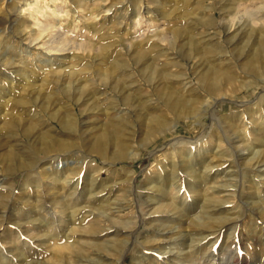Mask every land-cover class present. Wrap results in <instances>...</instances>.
Masks as SVG:
<instances>
[{"label": "bare ground", "instance_id": "bare-ground-1", "mask_svg": "<svg viewBox=\"0 0 264 264\" xmlns=\"http://www.w3.org/2000/svg\"><path fill=\"white\" fill-rule=\"evenodd\" d=\"M119 1L69 0L67 4L64 0H24L20 2L21 7L9 8L0 14V26L12 28L27 43L25 48L34 49L31 55L28 52L29 56L34 57L32 60L26 59L27 55L25 60H17L5 51L3 66L11 68L14 75L6 85H0V100L3 101L0 113L10 116V122H15L18 127L23 124V131L32 140L22 145L12 136L7 138L4 134L15 135L14 130L5 123L0 125V172L22 170L27 177L35 174L39 183L31 186L34 193H28L29 185L23 182L19 194L25 191L28 194L14 198L15 201L10 203L13 194L3 193V180L0 179V232H8L3 231L6 223L16 230L11 237L6 235L3 238L2 234L6 232L0 234V241L5 243L12 238L13 242L23 240V243L31 245L39 242L37 245L44 247L43 252L50 251L56 258L52 263L36 261L28 264H71L73 259L76 264L101 263L100 260H105L106 254L103 252H107V249L113 250L114 255H119L122 260L123 254L120 253L129 240L128 235L125 234V239H108L105 243H90L86 239L80 240L79 236L100 240L111 235V232L121 234L122 228H128L133 218L125 220L124 215H130L136 208L144 214L153 215L156 212L153 200L158 204L157 209L159 206L166 213L148 221L150 228L153 222L162 225L170 214L183 216L186 211L189 214L200 211L201 215L194 219L206 230L202 229L198 235L201 241L210 243L214 239L211 234H215L217 226L220 230L234 222L228 217H212V214L227 203L235 202L237 191L231 188L235 175L248 176L251 173L254 178H264V101L256 97L249 102L235 100L242 109L233 110L223 117L217 116L214 107L210 112L212 125L217 128L214 134L195 140L177 136L166 138L164 141L165 146H169L166 147L169 153L163 159L168 162L169 169L166 171L163 164L159 165L160 168L153 165L139 181H135L134 173L129 177V195L137 192L142 198L145 192L152 199L145 201L143 207H136L134 202L127 201L121 204L123 201L112 208L113 204L109 203L112 190L102 201L99 200V195L108 189L103 182L106 180L104 173L116 179L119 177V172L113 167L118 161L130 158L131 151L127 147L133 139H137L140 146L148 147L165 136L167 115L172 114L176 119L199 116L200 120L205 110L201 106H208L210 99L226 98L231 89H234L236 96L240 89L254 85L252 78L264 77V0H211L209 4L204 3L205 0H180L181 6L185 5L179 8L182 13L178 16L173 15V5L177 0H144L151 2L146 7L140 0L139 11L134 7L130 12L131 19L134 25L142 18L143 21L147 19L148 34L140 35L139 28V34L136 28L137 33L127 28L122 36L104 41L108 32L104 31L106 24L115 17L113 7ZM125 15L128 20L129 14ZM18 35L17 38L20 37ZM6 39L0 37V50L2 44L7 46L12 41L11 35V41ZM19 81L24 83L23 90L27 91V95L15 88ZM59 92L64 93L63 99L58 97ZM136 100H142L154 112L140 114L139 131H120L121 123L116 122L117 119L128 109L129 112L135 111L138 107ZM32 105L37 108L36 111L30 108ZM73 105L78 107L76 111ZM10 106H15L18 115L29 116L30 120L23 116L19 119L16 113L7 112ZM38 111H42L41 115ZM110 114H115L111 118L116 123H100L101 115ZM5 115L0 114L1 121L6 119ZM45 116L58 122V129H53L44 119ZM3 140L16 142L7 145L1 142ZM157 149L150 153L156 155L159 152ZM79 155L86 161L82 162ZM194 163H198L199 168ZM241 165L244 166L241 168L245 170L244 173L237 169ZM183 175L186 184H183ZM252 188L254 186H248L249 193H263V188L254 191ZM83 198L86 199L82 203L86 205L79 204ZM189 205H192L191 209H187ZM56 214L61 217L57 219ZM42 215L52 216L53 219L56 217L58 221L48 222ZM86 222L87 225L84 224ZM137 222L133 224L138 225ZM44 225L50 229L45 232L44 238L40 234L28 233L43 232L41 229ZM53 228H63V236L56 232L54 234ZM164 231L163 228H155L151 232L145 230L144 236L137 237L133 244L145 246L156 243L162 236L168 240V233ZM129 234L133 235V231ZM61 238L66 242L58 246ZM217 238L218 235L216 241ZM113 242L117 246L115 249L108 245ZM89 245L97 249L93 255L82 252ZM160 248L156 247L154 251L169 253ZM163 248H168V245ZM5 251L4 254H8ZM172 254L169 255L170 259L174 258ZM171 261L180 264L175 259ZM22 263L26 264L27 260ZM163 263L168 264V261Z\"/></svg>", "mask_w": 264, "mask_h": 264}, {"label": "rangeland", "instance_id": "rangeland-1", "mask_svg": "<svg viewBox=\"0 0 264 264\" xmlns=\"http://www.w3.org/2000/svg\"><path fill=\"white\" fill-rule=\"evenodd\" d=\"M23 1L24 0H0V9H1L0 10V14H1V12H3L4 10H7L9 8L10 9L11 8L14 9V8L21 7L20 2L22 3ZM68 1L69 0H64V2H66V3ZM120 1L118 3H116L115 6L113 7V10L116 11L115 12L116 15H115V17L113 19H111L110 22H108L106 24V27H105L106 30H104V31H105V33H106V31H108L107 32L108 35L106 34L107 37L105 36L106 38L103 39V40L104 41L105 40L106 41H108V40L110 41L111 39L112 40L116 39L117 37L122 36L124 34V32H125V29H127V28L130 29V31L132 30L131 32L137 33L138 30H139V31L142 32V33L140 32V35H147L148 34V29H149L147 19L144 20V21H143V18L138 20L137 21V25L136 24L134 25V23H133V21L131 19L133 17H131L130 12L132 11V9L134 7H135V9H138L137 11H139L141 5L138 2L140 0H136V1L135 0H120ZM210 1L211 0H205L204 3L209 4V3H211ZM142 2H144V4L142 3L144 6L145 5H149L151 3V2L147 3L144 0ZM67 4H69V3H67ZM136 4H138V5L135 6ZM175 5H177V7H175ZM184 5L182 4V6H181V1L177 0L175 2V4L173 5V10H174L173 11L174 12L173 15L174 16L180 15L179 13H182V12H180V10L182 9V7H184ZM127 7H128V9H127ZM145 7L142 8V11H144V13L146 11ZM180 7H181V9H179ZM176 8H177V10H176ZM74 9L75 10L78 9L77 6ZM125 10H126V12H125ZM177 11H179V12H177ZM124 12L129 14V16H128L129 19L128 20H126L127 17H126ZM1 15H0V17H1ZM147 16H148V14H147ZM122 22H125V25H124V23L122 25ZM127 23L130 24V25H128ZM119 24H120V26H119ZM140 27H141V30H140ZM135 28H136V30L139 28L137 30V32H136ZM145 33H147V34H145ZM137 34H139V32ZM10 35H11V40L12 41L10 40ZM17 35L18 34H16V32H14L12 30V28H6V27H3V26H0V37L4 38V40L7 38V39H9L11 41L10 42L8 40L10 42L9 44H7V46L9 45L8 47L4 46V44H2L3 47H1V50H0V52L2 53V57L0 59V68L4 71L3 72L0 69V85H2V86L6 85L9 82V80H11V77L14 75V74L13 75L11 74V73H13V70H11V68L8 67V69H7V68H5V66H3V59H5L4 56H3L4 53H6L8 51L7 55H12L15 59L17 58V60L18 59H22V58L25 60L24 57L26 55H27L26 59H28V60H30V59L32 60L34 58L33 56H29V53L31 52L30 53V55H31L32 54V50L34 51V49L32 48L31 50H28L29 48H25V47H27V43H24L25 41L22 39V37L20 35H18L20 37L17 38ZM112 35H113V37H111ZM118 35H120V36H118ZM18 42H20V43H18ZM22 47H24V48H22ZM2 50H3V52H2ZM23 53H24V55H23ZM27 57H29V58H27ZM180 62H182V61H180ZM14 80H16V79H14ZM252 85L253 86H250L247 89L246 88L240 89L239 90L240 93L236 92V96H234L235 95L234 89H231L233 93L231 92V90H229L228 93H227L228 95H227L226 98L222 97V98H220L218 100H216L214 98L210 99L209 100L210 103L208 104V106H205V107H204V105H203V107L201 106V108H203L205 110H203V114L200 116V118H201L200 120H199V116H197L196 118L195 117L193 118V117L190 116L189 118L187 117L188 119L187 118H182L183 119L182 120L181 118L180 119H176L175 116L172 115V114L167 115V124H168L167 127H168V129H167V132L165 133V136H162V137L158 138L157 139L158 141H156L152 145H149L148 147L140 146V143H139V141L137 139H133L132 140L133 142H129L127 150L129 152L131 151L130 158H125V159H122L121 161H118L115 164V166L113 167L120 174L119 177H117V179L114 178L113 176H109L106 173H104L103 177L106 178V180H104L103 182H104V185L106 184L105 186H107L108 189L106 188V190H104L101 193L102 195H99V200L102 201L104 199V197L108 196L109 192L112 190L111 194H110L111 199L109 201V203L113 204V205H111L112 208L116 207L117 204H120L123 201L124 202L121 203V204H125L127 202H130V203L134 202V206L143 207L144 204H145L144 203L145 201H149V200H152V199L150 198V195L145 193V192L143 193V195H142L143 197L142 198L139 196V193L137 194V192L135 194H133V195H129V192H128V190H129V177H130V175H132L131 173H134L135 181L137 182L145 174L147 169L149 167L152 168L153 165H158V168H160L159 165L163 164V166L166 168V171H167L169 169V166L167 164L168 162H166L165 159H163L166 156H168L166 154L169 153L168 152V148H166V147H169V146L168 145L165 146V141L167 139H171V138H174V137L177 136V137H187V138H191V139L194 138V140H195V139H199L200 137H202L204 135L214 134V132L217 131V128H216L215 125H212L211 114H210L211 110L214 107H215V111H216L217 116L218 117H223L225 115H229L231 112H233V110H236V109H240L241 110L242 109V108H239L240 106H238L236 104L235 100H243V101L247 100L246 102H249V100H251L253 98L255 99L256 97H261V99H263V101H264V77L258 78L256 80L254 78H252ZM15 88H17L20 91H22L21 94L27 95V91L23 90L24 83H22V82L20 83V81L17 82V84L15 85ZM52 90L53 89H51L50 91H52ZM17 95H18V93H17ZM232 96H234V97H232ZM58 97L63 99L65 97V95H64V93L59 92ZM229 98H234V99H229ZM232 100H234V101H232ZM29 101L30 100L28 99V102ZM141 101L142 100H136L135 101V103L137 102L135 105L138 106V107H136L135 111L129 112L130 109H128L127 110L128 112H126L127 114L124 113V115L123 114L120 115V118L117 119L118 121H116V122H120L121 123L120 131L127 132L129 130L131 131V129H135V130L137 129L139 131V129L141 128V125H140L141 124V119L140 118H142V116H140V114H144V113L145 114H149V113H153L154 112L152 110V107H150L149 105H146L143 101H142L143 102L142 103ZM2 102L3 101L0 100V104ZM10 103H12V102H10ZM144 106H149V107H147V109H146V107L144 108ZM76 107L77 106L73 105V109H75V111H76ZM140 107H141V109H140ZM30 108L31 109H35L34 111H36V109H37V108H35L34 105L30 106ZM148 108H149V110H148ZM77 109H78V107H77ZM7 112H12L13 115H14L16 113V107L15 106L8 107ZM40 112L42 113V111H38V114H40ZM0 114L5 115L4 112H2ZM16 115H18V114L16 113ZM110 115H112V116H110ZM110 115H104V117H103V115H101L100 116V123L106 122V123L109 124L112 121L113 116L115 117V114L114 115L110 114ZM22 116L24 117L25 115H22ZM22 116L18 115V118L19 117L21 118ZM108 116L110 118L112 117L111 120H109ZM5 117H6V115H5ZM7 117H6L5 120H2V121L0 120V125H3L4 123L7 124L8 128L14 130L13 133L15 135H10V134L9 135L4 134V135H6L7 138L9 136H12V137L16 138L14 140L19 141L22 145H27L30 142H32L30 135H28L26 132L23 131L24 130L23 124L18 127L15 122H10L11 121V117L10 116L8 118ZM24 118L25 119H29V116H26ZM203 118H204V120H202ZM44 119L47 120V122L49 123V125L53 129H58V126H59L58 122H56L55 120H51V119L49 120V116H45ZM139 119H140V121H139ZM114 120H116V118H114ZM113 122L116 123L115 121H112V124H110V125H113ZM122 126H124V127H122ZM205 132H207V133H205ZM202 133H204V134L202 135ZM14 140H12L10 142H6V140H3L1 142L5 143L7 145H11V144L13 145L16 142V141L14 142ZM133 143H135V145ZM20 147H21V145L20 146H16V149H19ZM226 147H229V146L227 145ZM155 148H158L157 150H159V152L157 153L158 155L157 154L156 155H152L150 153L151 150H154ZM234 149L235 148H233L232 150H234ZM132 153L134 154V156H133ZM233 153H234V151H233ZM79 159L82 160V162L86 161V159H84L83 156H80ZM99 163H100V161H99ZM194 166L199 168L198 163H194ZM243 167L244 166H242V165L240 167L237 166L238 171L240 172V170H242V172L244 173L245 170L241 169ZM153 168H155V167H153ZM179 170H182V169L180 168ZM163 174H165V173H163ZM36 177L37 176L35 174L33 176H31V177H27V176H25V173L22 170L14 172V173H1L0 172V179L3 180L2 184H1V186L3 187L2 191H3L4 194L8 193V194H13L14 195V196L12 195V198L10 197V200H11L10 203H11L12 201H15L14 198H20L23 195L25 196V194H28L30 191L33 190V188L31 186L32 185H36V183L38 182L37 181L38 177L37 178ZM44 180L46 181L47 178L44 179ZM25 181L29 185L27 187L29 190H27L28 193L25 191L24 193L21 194L22 195L21 196L19 193H20V191L22 192L21 188L23 186V182H25ZM233 181H234V184L231 186V188L236 189V191H237V198H236L235 202L233 201V202H229V204L227 203V205L224 208H221L219 211H217L216 213L212 214V217H214V216H215V218H217V217H228L230 220H234V222H231L229 225L227 224L226 226H224L220 230H218V226L216 225L217 227L215 228L216 229L215 234H211V237L212 238L214 237V239H212V242H210V243L201 241L200 236L198 235V233L202 229L206 230V228L201 227L198 224H196V222H195L196 219H194V217H196L198 214L201 215L200 211H197V213H195V214H189L186 211L183 216H180L179 214H176V215L174 214L175 216L174 215L172 216V214H170L171 212H168L171 216H169L168 218L166 217L164 219V222H163L164 225L163 224L161 225L158 222L157 223L153 222L152 225H151L152 227L150 228V225L148 224V221H150L151 219H155L157 217L163 216L166 213L165 211L160 210L159 206H158V209H157V205L158 204L156 203L155 200L152 201V202H154V204H153L154 206L153 207H156V209H155L156 212H153V215L149 216L148 214H144L143 211L140 212L137 208L132 210L130 215H126L125 214L124 215L125 218L123 217L125 220L130 218V217L131 218L133 217V218L131 219L132 222H131V224L129 226L130 228L129 227L128 228H124L123 227L122 228L123 232H121V234H120V232H119V234L118 233L116 234L115 232H111V235L105 236V237H103V239H100V240H92V238H86V237H82V236H79V238H80V240H82V239H86L87 241L89 240L90 243H95V242L105 243V241L108 240V239H112L114 241H117L119 239H125V237H126L125 234L128 235L127 239H129V240H128L126 246L125 245H124L125 247L123 246V248L121 250V253H120L121 255L123 254V257H122L123 259L121 260L119 258V255H114V251L113 250L107 249V252H103V253L106 254L105 255V260H100L101 263L97 262L99 264H164L163 263L164 261H168V264H174V262L171 261L173 259H175V261H178L180 264H185V263L186 264H195V263L196 264H220V263L221 264H264V237H263L264 236V187H263L264 186V178H256V177L254 178L251 173L248 174V176L241 175L239 173V174L235 175ZM185 182H186L185 175H183V184ZM259 182L262 185L261 187H259L260 186ZM113 183H115V184H113ZM37 184H39V183H37ZM249 185L254 186V188H252L253 191L256 190V189L260 190V188H263L262 189L263 193L261 195H259V193L257 194V192L249 193V189H248ZM109 187L111 189H109ZM255 187H257V188H255ZM31 188H32V190H31ZM87 189H89V188H87ZM247 191H248V193H247ZM32 193H34V191H32ZM17 194H18V196H17ZM32 196L34 197V194H32ZM246 196H248V197H246ZM85 199L83 198L81 201H79L80 202L79 204H81V205L85 204L84 202L82 203V201H84ZM93 200H96V199H93ZM113 200L115 202H113ZM129 200H131V201H129ZM89 202H91V201H89ZM169 202H170V200H169ZM255 202H257V203H255ZM91 203H93V202H91ZM104 203H106V202H104ZM114 203H116L115 206H114ZM98 204H103V203L99 202ZM142 204H143V206H142ZM191 208H192V205H189L187 207V209H191ZM229 211H230L231 214L229 213ZM127 216H129V217H127ZM41 217L47 218L48 220L47 219L46 220L48 222L57 223V221H58L57 219H59L61 216L59 214H56L57 219L54 216H53L54 219L51 218L52 216L51 217L50 216L46 217V216L42 215ZM138 217H139V219H138ZM50 218L52 219L51 221H50ZM192 218L194 220H189V219H192ZM88 219H90V218L88 217ZM133 219L136 222L139 220L137 222V223H139L138 224L139 226L133 224V223H136ZM143 219H144V221H143ZM165 220H167V221H165ZM235 220H236V222H235ZM87 223L88 222H86L84 224L87 225ZM231 225H232V227H231ZM190 226H191V228H190ZM42 227H43V229H41V230L43 232L39 231L40 233H37L36 231L35 232L29 231L28 233L31 232L33 234H38V235L40 234V235H42V238H44V236L46 234L45 232L49 231L50 229L47 226H45V225L42 226ZM195 227H197V228H195ZM145 228H147V229H145ZM155 228L156 229H162V228L165 229L164 232L168 233L166 235V236L169 237L168 240L167 239H163V236H162L161 239L159 241H157L156 243H151V244L148 243L145 246H142L140 244H133V243H135L137 237L140 238L141 236H144L145 230H148V231L151 232ZM4 229L7 230L8 232H6ZM44 229H47V230H44ZM111 230H112V228H111ZM3 231L6 232V234H2V233H5V232H2V231L0 232V234H2V237L4 235L3 238L7 237L6 235H8V236L10 235V237H11L16 232L15 228L12 227V226H9L8 223H6L4 225ZM9 231H11L13 233L11 234V232L9 233ZM53 231H54L53 232L54 234L56 232V234L60 235V237H62L64 232H65V231H63V228L62 229L61 228L60 229L59 228H53ZM130 231L131 232L133 231V235L129 234ZM134 231H135V234H134ZM173 232H175V233H173ZM41 233H43V234H41ZM60 233H62V234H60ZM112 233L115 234L116 236H114ZM217 235H218L219 239L217 238V241H216L215 237ZM60 240H61V242L58 241V243H57L58 246H60V245H62V244H64L66 242V241H63V238H61ZM171 240H173L172 241L173 244L170 246L169 243L171 242ZM15 241H17V240H14V242H13L12 238L8 239L5 243L0 241V253L3 252L2 254H0V263L1 264H2V262H3V264H12V263L13 264L14 263L15 264H19V263L23 264L22 261H25V260H27L26 264H28L29 262H36V261H44L45 263L46 262L47 263H52V262L56 261V258L53 257V254L50 251H44L46 253L43 252L44 247H41V246L37 245V243H39V242H34V243L32 242L33 243L32 244L33 246H32L31 243H27V242L23 243V240L19 241L20 243L18 241L17 242H15ZM213 241H216V242H213ZM6 243H8V245H6ZM17 243L20 246H18V245L16 246ZM22 243H23V245H22ZM47 243H49V242H47ZM21 245H22V247H21ZM108 245H110V247H112L114 249L117 247L116 243H114V242L113 243H109ZM165 245H168V248H163V247H165ZM198 245H199V247H198ZM212 245H213V247H212ZM16 247H18V248H16ZM156 247H159V248L161 247L160 249H163L164 251H169V253L159 254V252L157 250L154 251V248H156ZM50 248H52V247H50ZM215 248H217V249H215ZM96 250H97L96 248L91 247L89 245V247L87 246V248L83 249L82 252L90 253V254L93 255L94 253H96ZM4 251L6 253H8V254H4ZM9 251L10 252L13 251V252H11L12 254H14V253H16V254L12 255V254H10ZM102 251L103 250H101V252ZM215 252H217V253H215ZM23 253H25V254H23ZM22 254L25 255V256H22ZM27 254H29V255H27ZM31 254L33 256H31ZM171 254L173 255L174 258L170 259L169 255H171ZM176 254L177 255L179 254V255H178V257L175 258V256H177ZM9 256L10 257L11 256H15V258L13 257V258L10 259ZM193 256H194L195 259L193 258ZM19 257L21 258V260H20ZM24 257H25V260H24ZM26 257H28V258L26 259ZM228 259H229V261H228ZM19 261H21V262H19ZM138 261H139V263H138ZM97 263L93 262L92 264H97ZM71 264H76L74 262V259L71 262Z\"/></svg>", "mask_w": 264, "mask_h": 264}]
</instances>
